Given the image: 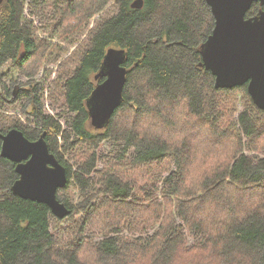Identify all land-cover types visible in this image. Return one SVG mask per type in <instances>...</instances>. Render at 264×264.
<instances>
[{"label": "trees", "instance_id": "16d2710c", "mask_svg": "<svg viewBox=\"0 0 264 264\" xmlns=\"http://www.w3.org/2000/svg\"><path fill=\"white\" fill-rule=\"evenodd\" d=\"M27 1L55 10L50 26L61 44L38 35L47 30L26 17ZM111 1L118 13L100 18L89 31L94 15ZM134 1L0 5V80L9 63L34 79L45 59L68 53L63 44L74 46L86 36L71 54L78 64L49 89L53 103L63 100L77 114L72 132L43 114L39 84L13 82L10 89L1 81L0 133L18 129L31 141L47 133L50 151L68 172L58 198L71 213L60 220L45 204L14 195L15 165L0 156V264H264V110L247 85L216 89L215 77L201 67V46L215 26L204 0H144L142 9L132 8ZM261 10L256 3L248 16ZM119 48L128 52L124 101L109 127L96 131L87 99L107 51ZM22 101L32 106L34 125L6 116ZM105 142L123 144V159L96 170ZM92 182L89 197L72 205L70 190L86 192Z\"/></svg>", "mask_w": 264, "mask_h": 264}, {"label": "water", "instance_id": "95a60500", "mask_svg": "<svg viewBox=\"0 0 264 264\" xmlns=\"http://www.w3.org/2000/svg\"><path fill=\"white\" fill-rule=\"evenodd\" d=\"M4 0H0V4ZM215 20V26L201 46V67L215 77L216 89H234L244 85L258 108L264 110V10L249 17V11L264 0H205ZM144 0L132 8L141 9ZM128 52L109 49L94 76L99 82L87 100L92 126L104 129L112 114L123 102L127 82L124 63ZM44 133L30 141L18 130L0 133L1 155L16 163L20 177L12 186L14 195L48 205L63 219L71 211L58 201L56 193L67 184V169L49 151Z\"/></svg>", "mask_w": 264, "mask_h": 264}, {"label": "rangeland", "instance_id": "374dc122", "mask_svg": "<svg viewBox=\"0 0 264 264\" xmlns=\"http://www.w3.org/2000/svg\"><path fill=\"white\" fill-rule=\"evenodd\" d=\"M113 4L114 2L111 1V5L106 9L104 13L100 15H97V14L94 15V17L90 21L89 31L96 25V23L99 21L100 18L106 17V16H113L118 13L119 9ZM45 8H43L42 6H38V8L33 7L29 4V1H27L26 17H28L31 20H34L36 26H39V27L42 26L47 30V32H45L44 29H41L38 32L39 36H41L45 40L50 41L51 43L61 44V40L57 37V31L54 30L52 26H50L53 24V21L56 18L55 10L52 8H48V9L47 8L45 9ZM63 37H65V35ZM85 37H82V39L78 43H76V45L74 46H67L63 44L69 49L68 53L61 60H58V61L52 60V61L45 63V60H46L45 59L43 61V65L41 64L42 65L41 70L37 73L34 79L32 78L29 79V78L22 76L20 72L17 70V68L12 67L11 63L7 64L6 66L3 67L2 72H1L2 80H0V88H1V85H3V83L6 84L8 88L13 89V82H17L20 84H25L29 80L31 82H36L37 84H39L41 90L44 89L43 97H42L43 114L54 117L56 120L60 121L64 130H68L72 132V121L77 116V114L71 112L68 109L67 105L63 106L62 105V102H64L63 100H61L60 104L53 103L49 95L50 94L49 89L52 87L53 81H56L57 78L61 79L59 74H62L63 76H65L68 73H71L75 65L78 64V59L75 57V55H71V54L81 45V43L85 40ZM238 100H239V103H238L239 109L242 110L243 103L245 105L243 94H240L238 96ZM26 106H27V103L25 101H22V102H18L17 104H15V106H12L14 107V109L8 110V113H6V116L7 117L9 116L11 118L10 120L11 123L14 122L16 124L17 122H19V120H21L24 124L34 125L31 123L32 117L29 114L32 112L33 108L32 106H27L26 108ZM7 121L9 120H6L5 123H7ZM1 123L2 121L0 120V124ZM61 144L63 143L61 142ZM123 149H124L123 144H114L113 142L102 143L100 148L97 150L98 165L96 167V170H101L105 162H111V161L120 162L121 159H123L122 157L123 155H121ZM256 155H262V153L256 154ZM134 156H135V150H131L130 153L126 155V159L131 161L134 158ZM66 159H68L67 156H66ZM69 161H70V164L74 166V170L77 171L78 165L75 164V160L70 159ZM173 171H176L175 165L173 166ZM143 175L144 173L141 175V177ZM90 177H87V178H90ZM159 186H160V190H162L163 188L162 183ZM93 190H94V186L92 182L90 183V188L86 192H82L81 189L78 190V189L73 188L72 190H70V193L72 195H68V198L70 199L71 204L77 207L81 204V202L85 198L89 197V195L93 192ZM175 205L176 203L173 202L172 209H174ZM82 216L83 214H78L77 219L80 220ZM66 223H67V219L64 220L63 224H66ZM177 223L181 225L183 223L182 219L179 216L177 218ZM187 234H188L189 245H193L195 243V238L189 235V232H187ZM151 235L152 233H150L148 236H151ZM142 236L143 238H145L146 234H142Z\"/></svg>", "mask_w": 264, "mask_h": 264}, {"label": "bare ground", "instance_id": "6f19581e", "mask_svg": "<svg viewBox=\"0 0 264 264\" xmlns=\"http://www.w3.org/2000/svg\"><path fill=\"white\" fill-rule=\"evenodd\" d=\"M135 1H137V0H135ZM134 1V2H135ZM133 2V3H134ZM204 2L206 3V1L204 0ZM3 3V2H2ZM1 3V4H2ZM133 3H132V5H133ZM0 4V5H1ZM207 4V3H206ZM131 5V6H132ZM208 5V4H207ZM144 7V6H143ZM142 9V8H141ZM126 61H127V59H126ZM126 61H125V63H124V67L126 68V70H127V75H126V79H127V77H128V74H129V70L127 69V67H126ZM126 84H127V82H126ZM125 87H126V85H125ZM95 89V88H94ZM247 89H248V86H247ZM125 91V90H124ZM248 93H249V91H248ZM250 95V94H249ZM91 96V95H90ZM252 98V97H251ZM88 100V99H87ZM123 101H124V94H123ZM254 102V101H253ZM122 104H123V102H122ZM122 104L116 109V111L112 114V118H113V116H114V114L117 112V110H119V108L122 106ZM86 106H87V103H86ZM257 106V105H256ZM88 109V108H87ZM262 110V109H261ZM88 114H89V111H88ZM89 118H90V116H89ZM112 118L110 119V123H111V120H112ZM110 123H109V125H110ZM90 124H91V126H92V123H91V119H90ZM109 125L107 126V127H105L104 129H96V128H94L93 126V128L96 130V131H101V130H105V129H107L108 127H109ZM44 133H46V132H44ZM43 133V134H44ZM7 134V133H6ZM42 134V135H43ZM41 135V136H42ZM46 135H47V133H46ZM41 136H40V138H41ZM40 138H38L37 140H39ZM45 140H46V142H47V139H46V136H45ZM31 141V140H30ZM36 141V140H35ZM2 140L0 139V143H1V146H2ZM47 144H48V142H47ZM1 146H0V156L2 157V155H1ZM48 147H49V145H48ZM49 151H50V148H49ZM50 153L52 154V155H54L51 151H50ZM54 157H55V159H56V161L57 162H60L58 159H57V157L54 155ZM4 158V157H3ZM5 159H7V158H5ZM8 161H10V162H12L11 160H9V159H7ZM12 163H14V162H12ZM15 165H17L16 163H14ZM62 165V164H61ZM65 167V166H64ZM66 168V167H65ZM15 172L19 175V177H20V174L16 171V167H15ZM16 182V181H15ZM14 182V183H15ZM14 183H13V185H14ZM67 183H68V172H67ZM12 185V186H13ZM67 185V184H66ZM12 186H11V191H12ZM66 187V186H65ZM65 187H63V188H59L58 189V191H57V193H56V196H57V199H58V201H60L59 200V198H58V193H59V191L61 190V189H64ZM13 193V192H12ZM31 201V200H30ZM35 202V201H34ZM61 202V201H60ZM37 203H40V202H37ZM61 203H63V202H61ZM41 204H44V203H41ZM63 204H65V203H63ZM46 205V204H45ZM66 205V204H65ZM46 206H48V205H46ZM49 207V206H48ZM67 207V206H66ZM68 208V207H67ZM49 209L51 210V212H52V209L49 207ZM52 214L56 217V218H58V219H60V220H62L61 218H59V217H57L53 212H52ZM70 215V214H69ZM68 215V216H69ZM68 216H66V217H68ZM65 217V218H66ZM64 219V218H63Z\"/></svg>", "mask_w": 264, "mask_h": 264}, {"label": "flooded vegetation", "instance_id": "af4514ba", "mask_svg": "<svg viewBox=\"0 0 264 264\" xmlns=\"http://www.w3.org/2000/svg\"><path fill=\"white\" fill-rule=\"evenodd\" d=\"M13 164H14V163H13ZM14 165H15V164H14ZM15 167H16V165H15ZM16 175H18V174L16 173ZM18 178H19V175H18ZM18 178H17V179H18ZM15 181H16V180H15ZM12 185H13V184H12Z\"/></svg>", "mask_w": 264, "mask_h": 264}]
</instances>
